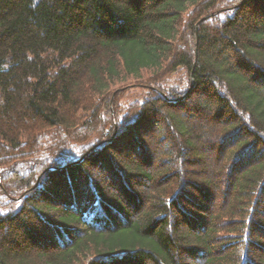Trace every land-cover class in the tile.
Returning a JSON list of instances; mask_svg holds the SVG:
<instances>
[{"label":"trees","instance_id":"trees-1","mask_svg":"<svg viewBox=\"0 0 264 264\" xmlns=\"http://www.w3.org/2000/svg\"><path fill=\"white\" fill-rule=\"evenodd\" d=\"M0 264H264V0H0Z\"/></svg>","mask_w":264,"mask_h":264}]
</instances>
